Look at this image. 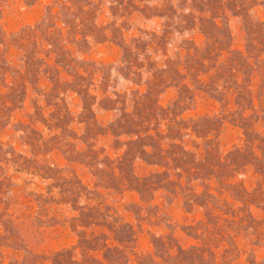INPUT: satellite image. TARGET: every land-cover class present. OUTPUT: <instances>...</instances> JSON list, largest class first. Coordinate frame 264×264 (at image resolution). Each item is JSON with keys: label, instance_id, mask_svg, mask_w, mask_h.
I'll return each instance as SVG.
<instances>
[{"label": "trees", "instance_id": "16d2710c", "mask_svg": "<svg viewBox=\"0 0 264 264\" xmlns=\"http://www.w3.org/2000/svg\"><path fill=\"white\" fill-rule=\"evenodd\" d=\"M19 1L26 7L41 5L43 10L37 23L8 35L2 19L12 0H0V226L4 236L38 228L36 217L24 215L6 197L13 186L8 171L13 169L49 182L46 195L36 197L40 210L48 209L56 191L61 201L55 204L77 212L74 226L84 253L102 251L105 262L111 256L126 260L135 238L132 226L109 213L108 207L93 204L87 197L93 191L79 177L50 162L55 150L70 164L92 168L97 181L113 182L103 187L132 188L142 198L146 192L162 189L178 198L185 184L192 186L187 175L200 173L194 166L202 165V170L211 171L197 180L207 178L217 184L216 194L211 190L202 194L217 204L227 203L230 196L248 205L250 198L264 209L262 182L253 192L229 182L248 171L264 179V0ZM231 19L239 21L244 33L241 49L233 47ZM193 31L204 36L201 45L185 37ZM175 37L181 43L175 44ZM107 42L122 48L120 61L107 67L89 61L92 47ZM173 47L176 50L170 55ZM118 77L132 87L118 89ZM170 88L177 89V97L163 106L160 97ZM198 97L216 101L221 119L229 118L243 130L245 146L225 160L209 143L200 153L183 145L182 138L189 132L208 137L220 119L185 120L184 112ZM27 101L33 112L16 119ZM97 109L115 113L107 129L117 140L126 138L124 153L116 158L95 145L108 134L98 121ZM136 161L158 170L142 177L136 172ZM196 191L190 190L184 200L206 207V217L220 218L218 207L200 203ZM229 191L237 195H228ZM83 196L89 203L79 205ZM163 245L161 239L155 243L156 249ZM202 249H179L178 255L195 261L205 256ZM58 256H62L58 264H65V257L81 264L72 254Z\"/></svg>", "mask_w": 264, "mask_h": 264}, {"label": "rangeland", "instance_id": "374dc122", "mask_svg": "<svg viewBox=\"0 0 264 264\" xmlns=\"http://www.w3.org/2000/svg\"><path fill=\"white\" fill-rule=\"evenodd\" d=\"M42 10L41 5L26 7L19 0H12L4 11L3 28L8 35H11L24 27L34 25L40 20ZM230 26L234 36L233 47L241 49L244 45V33L241 25L237 19H231ZM133 34L137 35L138 33L135 31ZM185 37L194 41L196 45H201L205 40L199 31H193ZM130 38L131 33L128 34V40ZM181 41L180 37H175V44L181 43ZM175 50V47L171 48L170 55H173ZM122 53V48L119 45L107 42L94 45L88 52L87 58L97 65L107 67L116 65L120 61ZM117 87L124 91L127 87L131 88L132 85L118 77ZM177 94L176 88L168 89L161 95L160 103L163 106L168 105L177 97ZM33 110L31 102L27 101L25 109L18 113L16 119H24L26 114ZM220 112V105L207 97H198L197 103L184 112L185 120L199 119L205 116L220 118L208 137L205 134L197 135L194 132L185 135L182 141L188 150L200 153L209 143L211 148H214V152L218 151L222 159L225 160L230 152L245 146L243 130L229 118L221 119ZM96 114L98 121L105 127L104 129H107L115 119V113L102 109H97ZM106 132L108 134L101 136L95 145L104 149L113 158L122 155L124 153L123 142L126 138L122 137L117 140L111 131L107 129ZM79 134H82V131L79 130ZM4 139L7 140L5 137ZM119 147L123 148L117 150ZM65 158L61 151L55 150L51 155L50 162L58 168H67L70 175L79 177L83 184L93 191L94 194L87 195L93 199V204L108 207L109 213L118 217L121 222L132 226L135 238L129 244L126 260L122 261L116 256H111L110 260L105 262L102 251L84 253L78 246L79 235L74 226L73 217L77 216V212H73L67 205L55 204L61 201V197L56 191L48 209L40 210L36 203V197L38 194L46 195L49 182H43L25 173H17L13 169H9L13 186L6 197L9 199V203L21 209L24 215L36 217L38 228H27L29 231L18 229L17 231H24L19 237L20 232L16 236L15 230L11 232V236H4V227L0 226V264H58V258L62 257L58 254L62 252L68 253L70 257L71 254L74 255L73 257H76L81 264H102L101 261L103 264H264V209L262 205L254 203L250 198L248 205L244 202H236L230 196L227 197V203L217 204L214 199L209 198L205 193L202 194L203 191L208 190L216 194L217 184L214 180L211 181L207 178L203 181L197 180L203 177V174L209 175L211 168L202 170V165H195L194 167H199L201 174L187 175V179H192V186L185 184L179 191L178 198L163 189L152 194L146 192L142 198L132 188H106L112 186L113 182L109 180L97 181L92 174V168L70 164ZM100 168L104 167L100 166ZM135 168L142 177L158 170L145 161H136ZM172 178L176 179L175 176ZM96 182H98V186H96ZM229 182L237 184L238 187L243 185L250 192H253L257 183L262 182L264 185V179L252 177L250 171L241 172ZM195 185H199V187L195 188ZM168 189L174 191L173 186H169ZM193 189L200 194L198 198L200 203L218 207L220 212L217 210L216 215L219 213L220 218L217 216L206 217V207L188 204L184 200V197L189 195L190 190ZM230 193L237 195L232 191H229L228 195ZM51 203L54 204L51 205ZM87 203L89 200L86 196H83V199L79 201V205ZM87 232L91 234V230ZM107 233L111 234L109 231ZM158 239H161L164 245L156 249L155 243ZM194 246L203 247L202 250L206 252L205 256L201 255L194 261L178 255L179 249L190 250ZM65 258L68 260L65 261V264H74L73 259Z\"/></svg>", "mask_w": 264, "mask_h": 264}]
</instances>
